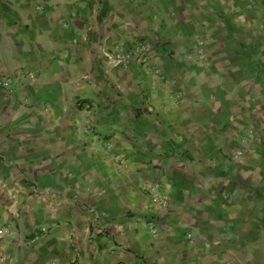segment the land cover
<instances>
[{"label": "crops", "instance_id": "crops-1", "mask_svg": "<svg viewBox=\"0 0 264 264\" xmlns=\"http://www.w3.org/2000/svg\"><path fill=\"white\" fill-rule=\"evenodd\" d=\"M7 77L0 264H264V0H0Z\"/></svg>", "mask_w": 264, "mask_h": 264}, {"label": "built area", "instance_id": "built-area-1", "mask_svg": "<svg viewBox=\"0 0 264 264\" xmlns=\"http://www.w3.org/2000/svg\"><path fill=\"white\" fill-rule=\"evenodd\" d=\"M77 2L78 0H72ZM37 10H42L41 5L36 6ZM202 43H200V46ZM204 48H200L197 50V53H202ZM153 53V45L146 40H140L135 42L132 46H127L122 42H116L112 45L110 50L105 54V60L112 65L113 67L129 69L130 67L139 66V67H150L151 66V58ZM154 66H151L153 70ZM155 73H160L159 68H154ZM20 81L17 77H7L3 78L0 82V89L6 94L9 95L13 87ZM85 132H92V128L89 125L83 127ZM111 148V145L108 146ZM235 157L238 159H242L243 153L242 151H237L235 153ZM145 190L148 193V202L155 207L159 213H165L169 210L170 207V198L167 195L160 194V185L158 182L146 183ZM151 232L155 235H159L161 232V228L159 225L151 224ZM9 234L12 232L8 227L0 228V235ZM187 239L193 240V236L191 234L186 235ZM54 264V263H52Z\"/></svg>", "mask_w": 264, "mask_h": 264}]
</instances>
